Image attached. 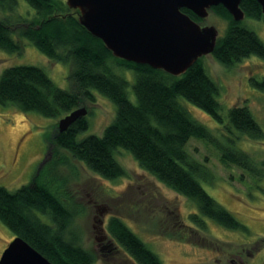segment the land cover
I'll list each match as a JSON object with an SVG mask.
<instances>
[{
  "label": "trees",
  "instance_id": "obj_1",
  "mask_svg": "<svg viewBox=\"0 0 264 264\" xmlns=\"http://www.w3.org/2000/svg\"><path fill=\"white\" fill-rule=\"evenodd\" d=\"M24 1L33 15L18 24L0 18V50L20 53V40L27 41L49 60L68 65L69 88L57 87L39 67L10 66L0 73V105L55 119L94 103L95 90L115 105L113 120L100 136L78 138L88 128L86 117L79 118L65 131L55 130L53 148L64 149L106 180L125 175L116 159L117 151L124 150L144 171L195 204L197 212L190 213L188 219L196 228L205 229V219H209L226 229H243L204 190L201 182L210 183L213 174L205 162L189 155L186 144L191 138L201 140L217 152L223 166H235L254 180H261L264 160L258 163L238 143L244 137L264 139V133L245 106L221 110L218 86L206 73L202 57L179 76L128 62L114 57L99 39L91 36L78 23L77 11L67 8L61 0ZM15 4L16 0H0V10L11 11ZM240 8L243 19L264 21L255 0H241ZM181 10L200 23L201 19L190 10ZM209 11L227 21L225 33L217 37L211 53L217 62L229 67L251 55L264 59L263 42L243 24L244 20L235 21L221 5ZM125 71L134 77V102L127 95ZM249 81L264 91V76ZM180 99L212 117L218 124V135L193 118ZM65 200L39 168L28 184L16 190L0 186V222L13 237L22 238L52 264H93V255L75 242L69 229L78 209L67 207ZM106 229L117 249L136 264H162L119 217L111 216ZM174 238L181 240L182 236L175 234Z\"/></svg>",
  "mask_w": 264,
  "mask_h": 264
},
{
  "label": "rangeland",
  "instance_id": "obj_2",
  "mask_svg": "<svg viewBox=\"0 0 264 264\" xmlns=\"http://www.w3.org/2000/svg\"><path fill=\"white\" fill-rule=\"evenodd\" d=\"M32 15L33 10L24 0H16L11 11L0 10V18L11 24ZM243 20L264 44V21ZM226 23L224 18L208 11L199 24L214 26L221 38ZM20 42V53L0 50V73L10 66L33 65L41 68L57 87L69 88L67 64L51 61L27 41ZM201 59L206 73L218 86L221 110L245 106L264 133V91L249 81L264 76V59L251 55L229 67L221 65L211 54ZM123 74L128 81L127 95L134 102L133 74L130 71ZM92 92L95 102L86 105L88 128L78 138L100 136L115 115V105L95 90ZM180 102L193 118L218 135V124L212 117L185 100ZM58 119L0 105V186L16 190L28 184L40 168L46 179L66 197V206L78 209L69 229L75 242L93 255V264H136L117 249L108 234L106 225L111 216L119 217L162 264H264V178L254 180L235 166H223L211 146L191 138L186 144L189 155L205 162L214 178L210 183L201 182L202 187L244 227L226 229L205 219L206 227L200 230L188 219L190 213L197 212L195 204L144 171L128 152L116 153L125 175L106 180L64 149L53 148L51 138L57 130ZM238 145L258 163L264 160V139L244 137ZM93 204L106 208L101 225ZM175 234H181L182 239L176 240ZM12 238V233L0 222V255ZM108 241L110 250L103 248Z\"/></svg>",
  "mask_w": 264,
  "mask_h": 264
},
{
  "label": "water",
  "instance_id": "obj_3",
  "mask_svg": "<svg viewBox=\"0 0 264 264\" xmlns=\"http://www.w3.org/2000/svg\"><path fill=\"white\" fill-rule=\"evenodd\" d=\"M264 13V0H255ZM241 0H65L77 21L119 59L148 65L170 75L183 74L197 59L211 54L218 37L214 26H201L181 9L204 19L221 5L235 21L244 18ZM78 107L57 121L58 132L85 117ZM0 264H52L15 236L0 255Z\"/></svg>",
  "mask_w": 264,
  "mask_h": 264
},
{
  "label": "flooded vegetation",
  "instance_id": "obj_4",
  "mask_svg": "<svg viewBox=\"0 0 264 264\" xmlns=\"http://www.w3.org/2000/svg\"><path fill=\"white\" fill-rule=\"evenodd\" d=\"M96 212L98 213L99 215V220H98V223L101 225L102 224V219L104 217V215L106 214V208H101L100 206H97V205H92ZM100 230L102 231V227H99ZM13 237V236H12ZM104 236H101V239H103ZM110 247H111V243H109V241L107 242V244H105V246L103 248H107L108 250H110Z\"/></svg>",
  "mask_w": 264,
  "mask_h": 264
}]
</instances>
